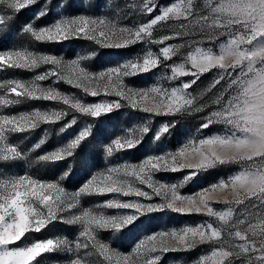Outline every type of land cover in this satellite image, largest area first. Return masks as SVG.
Here are the masks:
<instances>
[{
	"label": "snow or ice",
	"instance_id": "1",
	"mask_svg": "<svg viewBox=\"0 0 264 264\" xmlns=\"http://www.w3.org/2000/svg\"><path fill=\"white\" fill-rule=\"evenodd\" d=\"M37 4L41 7L35 13V20L50 14L52 0H0V12H3L0 26L11 28L22 10ZM56 6L64 7L61 3ZM129 7L148 16L157 10L158 14L147 23L120 26L108 17L69 16L61 12L50 24L36 27L33 20L21 31L40 43L83 38L104 48L120 49L137 43L165 45L158 53L148 50L134 59L92 73L81 66V60L88 57L64 61L56 55L27 48L0 51V71L53 66L30 81H0V165L25 161L31 168L69 161L93 135L92 123L78 128L66 142L35 157H30V153L41 149L46 137L27 149L12 137L61 121L64 123L57 132L66 135L78 125L76 114L98 121L124 107L143 112L147 117L134 130L128 129L127 135L112 139L106 145V154L111 157L115 152L132 150L149 134L151 117L203 112L207 104L198 105V97L188 90L201 75L213 69L217 70L216 78L206 91L210 92L221 81L227 83L213 100L219 108L203 116L198 135L188 138L175 150L146 156L137 163L125 161L108 165L92 172L74 191L66 190L62 183L70 177L73 170L70 166L55 180L41 179L29 171L12 174L0 167V264H41L43 258L51 264L55 254L61 252L71 253L67 264H157L160 256L153 253L191 250L205 243L216 247L195 264H236L237 260L239 264H264V0H203V6L194 0H178L163 7H159L156 0H140ZM169 21L183 22L169 25ZM160 24L171 28L173 35L155 39L153 30ZM197 33L212 42L221 36L226 39L219 43L217 51L199 46L202 40L189 41V47H196L183 62L164 65L184 47L167 45L166 41L173 36ZM162 66L170 68L171 74L165 71L160 79L180 82L167 87L156 83L139 89L126 83L125 78ZM187 76L194 79H180ZM50 78H55L54 83L63 81L83 95L41 83ZM101 93L119 99L88 102L84 98L99 97ZM26 100L49 101L63 107L19 113L4 111ZM214 124L225 125L228 131L223 135L201 134ZM174 126L175 121L163 124L153 140L158 142L166 134L170 135ZM232 163H240L242 170L194 193H181L184 184L200 173ZM186 169L189 171L180 183H165L156 178L159 172L177 173ZM85 196H108L109 199L81 207V198ZM154 197H159L160 202H152ZM218 198L228 205L244 204L245 209L235 217L231 206L215 210L211 202ZM104 209L120 211L109 215ZM165 210L181 215L203 214L218 223L205 221L195 226L153 232L141 238L127 254L100 238L102 231L120 234L141 217ZM60 223L78 226L73 239L33 237L25 243L30 234L52 231Z\"/></svg>",
	"mask_w": 264,
	"mask_h": 264
},
{
	"label": "rangeland",
	"instance_id": "2",
	"mask_svg": "<svg viewBox=\"0 0 264 264\" xmlns=\"http://www.w3.org/2000/svg\"><path fill=\"white\" fill-rule=\"evenodd\" d=\"M140 0H52V6H50V14L35 20V13L41 7L37 4L29 9L22 10L16 17L11 28L0 26V51L11 50L14 48H27L29 50L56 55L62 58L64 61H71L80 57H88L81 60V66L85 67L92 73H98L109 67L115 66L117 63H122L126 60L134 59L137 56L145 54L148 50L158 53L159 49L165 45L161 44H144L137 43L130 45L126 48H104L101 45L96 44L94 41H90L83 38H70L67 41L61 43H40L36 42L29 34L22 33L23 26L35 20V26L40 27L46 24L52 23L59 17L61 12L64 15L75 16L78 14H86L93 17H108L120 26H134L137 24L147 23L152 16L158 14L154 12L152 16H148L140 13L138 10L129 7L131 4L139 3ZM178 0H156L159 7L170 5ZM194 2L200 6H203V0H194ZM58 3L64 5L63 9L56 6ZM3 14V12H0ZM183 21H169V25H175L182 23ZM164 35H173L172 29L167 25H157L153 30V37L159 39ZM226 37L221 36L215 42L207 40L202 34L197 33L194 36L176 37L165 42L167 45L177 46L184 45L173 56L171 60L165 61L164 65H172L173 63H181L184 61L187 54L194 50L196 45L189 47L187 42L192 40H202L199 46L212 47L214 51L218 50V45ZM52 65H41L39 68L33 70L25 69H6L0 71V81H6L9 79H19L23 81H30L36 75L45 73L52 69ZM167 71L170 75V68L159 67L152 72L146 74H139L135 77L125 78L126 83L133 88H145L156 83L167 87L170 85L178 84L180 81H166L160 79V75ZM217 70L213 69L200 76V79L192 86L188 91L193 96H197V104H207V107L203 112L192 113L186 115L177 116H155L150 118V132L145 135L142 143L128 151L115 152L113 156L108 157L106 154V145L115 137L127 135L128 129H135V126L141 125L144 122L147 114L134 111L130 107H124L119 110H114L107 116H102L98 121H91V118L79 116L78 125L69 130L67 134H58L57 129L64 123L61 121L56 125H42L41 128L31 133H19L14 134L13 141L18 142L25 149L30 148L41 137H46V143L41 149L30 153V157H35L45 151H50L60 143L66 142V139L73 135L78 128L85 127L88 123L93 124V135L81 146L71 160L60 162L56 165H38L36 167H29L25 161H17L14 165H0L6 169L7 172L12 174H23L29 171L38 175L41 179L55 180L59 175L65 171L67 166H70L73 170L70 177L63 181V186L68 191H74L88 178V176L97 170L104 169L108 165L122 164L125 161L131 163H137L143 160L146 156L159 154L167 150H175L180 144L186 141L192 136H197V128L204 122L203 116L207 115L213 110H217L219 105L213 103V100L227 87L225 81H221L210 92L206 91L208 87L213 83L216 78ZM55 78H50L41 82L45 86H52L60 89L63 92L76 93L77 95H83L80 90L72 88L63 81L55 82ZM181 80L190 81L194 79L192 76L182 77ZM201 93L203 95L201 96ZM88 102H96L99 100H117L118 97H106L101 93L99 97H84ZM224 99H227L225 95ZM63 105L54 104L49 101L43 100H26L18 105L11 106L4 109L7 113H19L24 111H31L33 109H52L60 108ZM169 121H175V126L171 128V134H166L160 141H154V134L160 129V127L168 123ZM228 131L225 125L214 124L209 129L203 130L202 135H216L225 134ZM242 170L240 163H232L224 166H220L214 169H209L206 172L200 173L193 181L184 184L180 189L182 194L194 193L201 188H205L211 184L216 183L220 179H227L230 175L236 174ZM189 170H184L177 173L172 172H159L156 174V178L162 180L165 183H180L183 177ZM143 187V186H141ZM150 191V189H145ZM121 199H135V197H120ZM109 199L108 196H85L81 198V207H91L103 200ZM228 199L231 200V195H228ZM152 202L159 203L160 198L154 197ZM248 203V202H246ZM211 206L215 210H223L231 206L235 209L234 217L245 209L244 204H225L222 199H217L211 202ZM255 211V209H250ZM76 211V210H72ZM104 211L111 215L117 211L115 209H104ZM131 211V210H124ZM212 222L217 224L218 221L213 217H209L203 214H191L181 215L178 213L165 210L164 212L153 213L149 216L141 217L140 220L129 228L125 229L120 234H113L111 231H102L99 233L100 238L109 242L113 247L119 249L121 252L127 254L132 251L136 243L143 237L153 232H159L161 230H171L173 228H180L184 225L195 226L202 222ZM78 231V226H69L63 223L58 224L57 228L52 231L45 230L42 233L30 234L25 243L30 242L33 237L36 239H44L46 237L60 236L62 238L73 239ZM15 245H13L14 247ZM213 244H200L196 248L185 251H169L167 253L157 252L152 255L160 256V260L157 264H195V262L205 254L211 252ZM71 253H57L55 259L51 261V264H67V258ZM41 264H50L47 258L41 260ZM239 264V261H236Z\"/></svg>",
	"mask_w": 264,
	"mask_h": 264
}]
</instances>
